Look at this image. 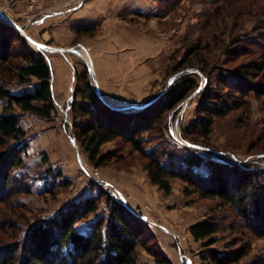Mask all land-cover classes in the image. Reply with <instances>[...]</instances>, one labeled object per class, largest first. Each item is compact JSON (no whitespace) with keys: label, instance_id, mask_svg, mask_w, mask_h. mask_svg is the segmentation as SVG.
Returning a JSON list of instances; mask_svg holds the SVG:
<instances>
[{"label":"rangeland","instance_id":"1","mask_svg":"<svg viewBox=\"0 0 264 264\" xmlns=\"http://www.w3.org/2000/svg\"><path fill=\"white\" fill-rule=\"evenodd\" d=\"M0 12L33 41L53 49L39 50L15 29L22 40H14L12 52L37 50L49 63L55 107L49 120L14 111L25 131L19 146H26L23 167L15 171L11 183L13 204L22 207L23 219L17 221L21 233L85 198L100 197L99 211L76 225L86 234L98 219L107 218L109 196L140 219L137 264H162L151 253L168 261L163 264H201L206 250L188 229L211 217L220 230L212 248L227 253L249 247L239 264H264V239L246 229L234 209L218 200L186 196V184L180 180L172 181L170 195H164L150 183L145 160L129 144L121 140L105 144L102 153L121 157L95 168L73 136L69 108L79 86L77 77L85 70L92 89L109 108L124 112L141 111L150 104L157 108V101L188 73L179 65L196 46L211 67L204 75L195 73L198 83L203 86L208 76L214 87L216 78L225 74L221 63L229 38L255 40L262 33L264 0H0ZM0 22L10 25L2 18ZM14 78L0 74L13 94L33 89L35 81L24 84ZM197 94L144 133L145 150L182 168L183 159L191 156L196 163L189 169L202 176L209 174L214 162L264 168L263 103L249 97L244 108L214 120L206 143L191 142L183 130L197 117ZM4 105L0 100V114Z\"/></svg>","mask_w":264,"mask_h":264},{"label":"trees","instance_id":"2","mask_svg":"<svg viewBox=\"0 0 264 264\" xmlns=\"http://www.w3.org/2000/svg\"><path fill=\"white\" fill-rule=\"evenodd\" d=\"M14 40L22 37L15 28L0 22V74L14 75L19 83L35 81V84L30 92L13 94L0 79V100L5 102L0 114V264H137L143 233L140 219L109 196L105 198L107 218L98 219L86 234L80 233L76 225L99 211L100 197L85 198L21 233L17 221L23 219V212L22 207L13 204L11 183L15 171L23 167L26 146H19L25 131L14 111L18 109L49 120L55 107L49 63L37 50L12 52ZM224 51L221 66L225 74L216 78L214 87L208 76L203 86L198 83L195 73L204 75L211 67L196 46L179 65V70L185 69L188 73L157 101V108L150 104L137 112L109 108L92 89L85 70L77 77L79 86L69 107L71 127L75 140L95 168L121 157L101 152L105 144L121 140L145 160L143 169L150 183L164 195H170L172 181L180 180L186 184V196L195 194L229 206L237 212L246 229L256 238L264 239V168L250 163L227 166L214 162L209 174L202 176L189 169L196 163L195 158L186 156L183 159L186 167L182 168L161 154L147 152L142 141L144 133L163 121L165 113L176 109L193 93H198L199 98L197 117L183 130V137L191 142L206 143L214 120L244 108L249 97L264 105V28L255 40L229 38ZM11 141L15 144L10 145ZM188 231L206 250L200 256L201 264H239L250 252L249 247L227 253L212 248L217 241L213 237L220 231L217 220L212 217L194 223ZM151 254L158 263H168Z\"/></svg>","mask_w":264,"mask_h":264},{"label":"water","instance_id":"3","mask_svg":"<svg viewBox=\"0 0 264 264\" xmlns=\"http://www.w3.org/2000/svg\"><path fill=\"white\" fill-rule=\"evenodd\" d=\"M0 18H2L5 22H7L8 24H10L12 27H14L17 31L20 32V34H22V36H24L25 39H27L31 44L35 45L39 50H49V51H53V49H48L46 48L44 45H40L37 42L33 41L24 30L21 29V27H19L18 25H16L15 23H13L12 21H10L3 13L0 12ZM54 51H63L62 49H58L55 48ZM74 53H79L77 50H72ZM92 74V73H91ZM92 78L94 79L93 75ZM97 96L99 98H102V96L100 95L99 92H96ZM104 101V100H103ZM125 110H133V108H126Z\"/></svg>","mask_w":264,"mask_h":264},{"label":"bare ground","instance_id":"4","mask_svg":"<svg viewBox=\"0 0 264 264\" xmlns=\"http://www.w3.org/2000/svg\"><path fill=\"white\" fill-rule=\"evenodd\" d=\"M84 54L82 53V56L87 60V62H89L88 58Z\"/></svg>","mask_w":264,"mask_h":264},{"label":"crops","instance_id":"5","mask_svg":"<svg viewBox=\"0 0 264 264\" xmlns=\"http://www.w3.org/2000/svg\"><path fill=\"white\" fill-rule=\"evenodd\" d=\"M100 93V92H99ZM103 97V96H102Z\"/></svg>","mask_w":264,"mask_h":264}]
</instances>
